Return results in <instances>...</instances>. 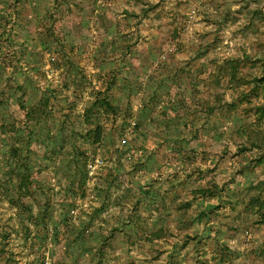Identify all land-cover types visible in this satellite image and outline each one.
<instances>
[{
  "label": "rangeland",
  "instance_id": "1",
  "mask_svg": "<svg viewBox=\"0 0 264 264\" xmlns=\"http://www.w3.org/2000/svg\"><path fill=\"white\" fill-rule=\"evenodd\" d=\"M262 104L264 0H0V264H264Z\"/></svg>",
  "mask_w": 264,
  "mask_h": 264
},
{
  "label": "trees",
  "instance_id": "2",
  "mask_svg": "<svg viewBox=\"0 0 264 264\" xmlns=\"http://www.w3.org/2000/svg\"><path fill=\"white\" fill-rule=\"evenodd\" d=\"M21 0H17V2H19ZM240 66H241V61L239 60H225L221 65L219 64V78L218 81H221V79L224 76H227L230 78L231 82H233L236 78L237 75L240 71ZM50 103V100H45L43 102V106L41 108V112L40 116H49V112L47 110L48 108V104ZM234 107V106H232ZM99 108V109H98ZM98 109L99 112H105V113H112L113 115H116L119 111L118 106H116L114 104V102L110 101V100H104L102 102H98V101H94V102H89V104L87 105L86 108V117L87 119H91L92 118V114L94 113V111H96ZM260 113L261 115H263V111H264V104H262L260 106ZM35 112H33L32 118L35 120L36 117L34 115ZM41 118V117H40ZM89 123V122H88ZM242 133H245V130L242 129L241 130ZM90 133L94 134V142L99 143L102 140V135H103V128L102 126H97L95 130H90ZM264 149V147H263ZM88 159V158H87ZM259 163L264 165V154L262 156H260L259 158ZM27 167V166H26ZM264 168V167H263ZM264 173V170H263ZM21 184L20 186L22 188H25L27 186V184H30V186L32 187H28L26 189V193H30V194H35L36 189L38 188L37 184H35V181L33 180L32 176H30V174H28L26 171L21 173ZM258 188H261L264 190V180H259V184H257ZM250 203L254 204V205H262L261 200L259 199V197H254V200H252ZM249 203V204H250ZM164 228H160L157 231H163ZM152 236V235H151Z\"/></svg>",
  "mask_w": 264,
  "mask_h": 264
},
{
  "label": "built area",
  "instance_id": "3",
  "mask_svg": "<svg viewBox=\"0 0 264 264\" xmlns=\"http://www.w3.org/2000/svg\"><path fill=\"white\" fill-rule=\"evenodd\" d=\"M96 158L94 157H91V158H88L85 162H84V166H86V169L88 171H92L94 172V170L99 166L96 161H95Z\"/></svg>",
  "mask_w": 264,
  "mask_h": 264
}]
</instances>
